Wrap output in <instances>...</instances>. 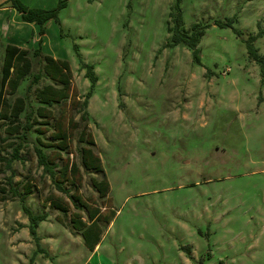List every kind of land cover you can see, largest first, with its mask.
<instances>
[{"label":"rangeland","instance_id":"374dc122","mask_svg":"<svg viewBox=\"0 0 264 264\" xmlns=\"http://www.w3.org/2000/svg\"><path fill=\"white\" fill-rule=\"evenodd\" d=\"M22 1L53 8L59 0ZM179 9L188 32L206 26L199 62L184 43L171 45L176 0H67L42 36L0 0V42L8 36L32 59L18 92L28 110L36 107L35 88L49 82L42 77L27 89L41 69L33 50L70 65L77 98L52 109L78 121L62 154L79 166L78 185L64 180L58 188L37 161L38 133L21 136L27 119L14 135L0 120V264H264V62L246 48L256 36L264 60V0H180ZM83 64L97 77L85 108L91 81ZM43 119L32 127L52 141ZM85 124L102 171L82 164ZM103 175L105 195L93 185ZM52 192L65 210L49 203ZM85 203L114 211L109 223L100 219L94 249L71 220L90 221ZM30 214L38 217L36 236Z\"/></svg>","mask_w":264,"mask_h":264},{"label":"trees","instance_id":"16d2710c","mask_svg":"<svg viewBox=\"0 0 264 264\" xmlns=\"http://www.w3.org/2000/svg\"><path fill=\"white\" fill-rule=\"evenodd\" d=\"M179 1L180 0H176L177 11L174 18V24L168 26V31L171 34V45L184 43L193 51L195 59L199 62L200 50L198 45L202 36L205 34L206 26L195 23L191 26V31L188 32L183 27ZM66 2L67 0H59L58 4L53 8H41L30 7L22 0H9L11 7L20 13L21 20L32 22L38 27L37 31L39 36H42L45 33V25L49 20H57L59 10L66 6ZM232 22L233 20H229L225 23H220V25L231 26ZM261 33L262 31L259 34ZM255 38L256 36L251 35L247 39V52L250 58L258 60L263 64L264 60L258 54L257 48L253 45ZM37 55L41 57V69L33 75L27 89H29L33 84L38 83L42 77L47 78L49 82L35 88L34 96L36 100V107L28 110L26 108L27 102L25 97L19 95L18 92L23 88V83L26 82L32 70L33 63L31 57L29 56V51L28 49L20 48L14 44L8 43L3 47L0 45V120H6V122L9 123L8 125L11 128H8L9 130L6 129V132L8 135H14L19 128L21 117L26 118L27 121L21 127L23 130L21 136L25 138L26 133L28 132L38 133L36 136L38 144L35 146V152L37 155V161L43 166V170L54 179L56 185L60 189L62 188L61 184L64 180H72L73 183L78 185L76 183V175L79 169L78 164L68 154L64 157L62 154V151L65 152L68 150L70 133L78 127V121H74L73 117L68 119L67 116H65L67 112L65 108L62 109L58 115H56L52 109L53 105L65 104L67 100L69 101L77 98L76 90L72 84L71 68L67 60L43 54L40 47L33 50V56ZM83 67L87 68L85 76L91 81V87L81 103V107L85 108L87 106V101L91 96L92 88L97 80V77L93 71L92 65L83 64ZM12 97L13 100L11 99ZM77 103L80 105L79 101H76V104ZM31 116L33 119L32 123L29 121ZM87 117L88 113L87 111H84L82 118L87 119ZM37 118H44V121H40V125L52 126V141L44 142L40 137L43 133L42 129H33V123H37ZM87 128L88 125L85 124L78 135L79 140L90 144L81 148L82 164L86 168L102 171L103 167L101 160L94 153L91 147L94 143L93 136ZM12 144L13 141H9L6 146L8 147ZM45 147L53 148L50 152H48ZM1 149L2 147L0 146V151ZM18 149V145L14 146L12 152L13 158L19 157ZM0 157L3 158L4 156L0 154ZM59 159H61L62 162L59 164V168L57 170L58 166L56 163ZM93 185L97 188L101 195L107 194L109 190V182L105 175H103L101 179H94ZM30 187V185L26 186L25 191L30 192ZM21 197L23 198L24 195ZM47 197L49 203L51 202L53 205H56L63 210L66 209V207H64L59 200L62 199L61 195L52 192ZM4 198L5 195L0 194V199ZM73 198L77 201L82 200L78 194H73ZM84 205L90 221L85 222L82 218H80L81 216H76V214H74L71 216L72 225L75 230L76 228L81 230L84 243L91 247V249H94L100 238V219L109 223L112 220L114 211L110 209L108 213L105 212L101 214L98 207H92L86 203ZM25 209L29 212L27 208ZM30 216L34 221V224H32L31 227V232L34 236H36L35 221L38 217L31 214Z\"/></svg>","mask_w":264,"mask_h":264},{"label":"crops","instance_id":"0c3cea01","mask_svg":"<svg viewBox=\"0 0 264 264\" xmlns=\"http://www.w3.org/2000/svg\"><path fill=\"white\" fill-rule=\"evenodd\" d=\"M5 7H8V6H5ZM15 12H17V16H19L20 17V13L15 9ZM20 19H21V17H20ZM37 29H38V27H37ZM6 39H7V42H6V44H14V43H10V42H8V40L10 39L8 36L7 37H5ZM5 44V45H6ZM0 45H1V47H3L4 45L0 42ZM14 45H16V46H18V47H20V48H24V47H22V46H19V45H17V44H14ZM25 49H27V48H25ZM29 50V49H28ZM56 58V57H55ZM0 66H1V59H0ZM22 89H20V91H21ZM19 91V92H20ZM19 95H21V96H23L22 94H19Z\"/></svg>","mask_w":264,"mask_h":264}]
</instances>
